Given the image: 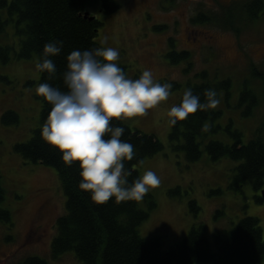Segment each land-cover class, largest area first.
I'll list each match as a JSON object with an SVG mask.
<instances>
[{
    "label": "rangeland",
    "instance_id": "374dc122",
    "mask_svg": "<svg viewBox=\"0 0 264 264\" xmlns=\"http://www.w3.org/2000/svg\"><path fill=\"white\" fill-rule=\"evenodd\" d=\"M117 1L119 9L109 14L101 12L99 0L87 6L102 22L99 45L117 48L116 62L126 66L130 76L150 68L159 82L180 85L146 115L124 120L133 129L155 135L164 145L162 151L138 167L139 175L151 169L160 178L159 185L149 190L157 206L139 226L140 234L160 236L163 249H168L193 225L203 224L215 248V236L224 238L226 231L245 216L258 218L264 234L261 190L251 184L232 189L230 184L240 162L229 156L215 161L206 149L211 140L233 144L236 138L229 130L240 131L244 144L260 134L264 120V0L254 20L243 9L238 11L242 3L252 0ZM1 12L8 22L0 32V46L9 45L13 50L8 62L0 58V178L5 189L2 206L11 211L13 226L0 223V264H16L28 256H39L48 264H81L73 251L57 257L52 254L57 220L66 214V196L56 169L25 159L14 149L17 143L28 141L40 125L42 102L35 92L40 72L34 67L37 56L15 58L21 43L16 17L11 19L6 10ZM227 18L234 25H226ZM171 50L188 51L189 58L174 63L168 56ZM205 72L208 79L201 76ZM228 79L229 97L219 91L217 128L199 138L202 154L190 161L185 151L176 150V144L170 141L167 110L180 102L190 84L203 80L218 84ZM244 88L251 90L253 94L248 97H256L257 103L249 105L251 98L241 101ZM8 110L19 115L18 123L2 121V114ZM261 135L264 138V130ZM192 201L199 207L196 213ZM140 206L146 208L143 200ZM196 264L216 263L210 260Z\"/></svg>",
    "mask_w": 264,
    "mask_h": 264
},
{
    "label": "trees",
    "instance_id": "16d2710c",
    "mask_svg": "<svg viewBox=\"0 0 264 264\" xmlns=\"http://www.w3.org/2000/svg\"><path fill=\"white\" fill-rule=\"evenodd\" d=\"M92 0H0V32L4 31L8 20L2 16V10H6L13 19L16 17L17 32L21 35L20 49L15 51L16 59H29L42 52L45 42L51 39L63 41V48L58 55L52 57L57 66L55 79H48L47 73L40 72L39 83L48 79V82L61 89L64 88L59 73L66 67V56L73 49H89L101 47L97 41L98 29L102 25L99 19L85 18L84 10ZM101 12L109 14L119 9L117 0H99ZM263 1L252 0L242 3L238 11L243 9L244 14L251 20L259 17L262 11ZM9 18V19H10ZM226 25L231 22L227 18ZM233 24V23H232ZM234 25V24H233ZM230 26V25H229ZM174 44V43H173ZM11 46H0V58L8 62ZM172 62L179 63L189 58L188 51L177 52L171 50L168 53ZM121 66L129 77L136 78L139 75L130 76L127 67ZM202 74V73H201ZM203 79H208L207 73H203ZM230 79L212 84L208 80L190 84L194 93H200L203 99V89L213 87L219 91H225L226 97L230 94ZM179 83H173V89L178 88ZM253 94L249 88L241 92V101L250 104L257 103L256 97H248ZM38 96V95H37ZM42 102L40 125L50 109L49 103L42 96H38ZM221 112L215 109L207 111L198 110L190 113L184 120H178L171 124L170 141L175 143L176 150H184L190 161H195L202 154V138L208 132L217 128L215 120ZM5 124H16L19 115L12 110L2 114ZM125 120V119H124ZM112 120L113 124L122 123L126 128L121 139L129 140L134 146L137 156L126 162V166L132 168L131 180L138 174V167L144 161L162 151L164 145L153 134H146L133 129L125 121ZM207 124V129L204 125ZM40 125L34 130L31 138L14 146L16 152L22 157L34 163L53 166L61 180L66 196V214L57 220V235L51 243L52 254L57 257L65 252L73 251L81 264H196L210 260L216 264H256L264 262V234L259 219L254 216H245L237 225L226 231V236H215V248L206 234L203 224L193 225L186 236L168 249H163L160 236L144 237L139 232V226L148 219L151 211L157 203L152 193L145 194L146 208L140 206V201H126L115 203L113 199L103 204H96L90 200L89 195L78 188L79 169L76 163L65 165L60 159V153L52 146L44 142L40 137ZM231 125L227 127L229 130ZM264 130V120L259 129L260 134L244 144L240 131L229 132L236 141L229 145L221 141L211 140L206 149L213 160H219L223 156H229L240 163L236 167V174L230 187L240 190L245 185L251 184L256 190L264 186V138L261 131ZM5 199V189L0 178V223L9 227L13 226V217L9 209L2 203ZM261 201V197H259ZM191 208L198 211L196 201L191 202ZM16 264H48L47 260L39 256H28L25 260Z\"/></svg>",
    "mask_w": 264,
    "mask_h": 264
},
{
    "label": "clouds",
    "instance_id": "9594fccd",
    "mask_svg": "<svg viewBox=\"0 0 264 264\" xmlns=\"http://www.w3.org/2000/svg\"><path fill=\"white\" fill-rule=\"evenodd\" d=\"M62 48V40L45 42L35 69L55 79L58 72L52 57ZM118 59L119 50L111 46L73 49L59 73L64 88L50 84L48 79L35 87L36 94L50 105L40 125L41 139L60 153L65 165L76 163L80 177L77 186L96 204L110 199L115 203L140 201L160 183L151 169L128 179L133 172L126 162L137 153L129 140L121 139L126 131L123 124H113L112 120L146 115L148 109L167 100L173 83L159 82L150 68L136 78L129 77ZM202 95L203 99L200 93L186 88L180 102L168 108L167 123L175 125L190 113L215 109L220 103L213 87L203 89Z\"/></svg>",
    "mask_w": 264,
    "mask_h": 264
},
{
    "label": "water",
    "instance_id": "95a60500",
    "mask_svg": "<svg viewBox=\"0 0 264 264\" xmlns=\"http://www.w3.org/2000/svg\"><path fill=\"white\" fill-rule=\"evenodd\" d=\"M83 16L85 18H89L90 20H92V19H98V16L91 14L90 11H89V8H87V7L84 10ZM261 197H262L263 202H264V189L261 190Z\"/></svg>",
    "mask_w": 264,
    "mask_h": 264
},
{
    "label": "flooded vegetation",
    "instance_id": "af4514ba",
    "mask_svg": "<svg viewBox=\"0 0 264 264\" xmlns=\"http://www.w3.org/2000/svg\"><path fill=\"white\" fill-rule=\"evenodd\" d=\"M262 189H264V186H263L260 190H262ZM260 190H259V191H260ZM262 200H263V199H262Z\"/></svg>",
    "mask_w": 264,
    "mask_h": 264
}]
</instances>
